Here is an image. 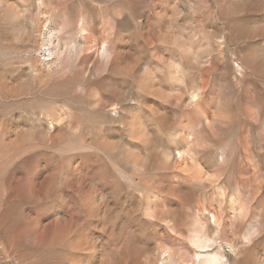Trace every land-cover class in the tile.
Masks as SVG:
<instances>
[{"label":"rangeland","instance_id":"rangeland-1","mask_svg":"<svg viewBox=\"0 0 264 264\" xmlns=\"http://www.w3.org/2000/svg\"><path fill=\"white\" fill-rule=\"evenodd\" d=\"M0 264H264V0H0Z\"/></svg>","mask_w":264,"mask_h":264},{"label":"bare ground","instance_id":"bare-ground-1","mask_svg":"<svg viewBox=\"0 0 264 264\" xmlns=\"http://www.w3.org/2000/svg\"><path fill=\"white\" fill-rule=\"evenodd\" d=\"M211 258V256H209V257H207V259H210ZM209 263V262H208Z\"/></svg>","mask_w":264,"mask_h":264}]
</instances>
